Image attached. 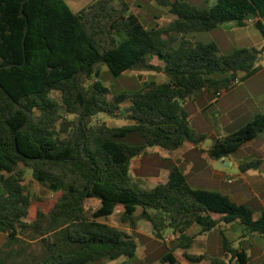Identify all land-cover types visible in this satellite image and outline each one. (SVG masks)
<instances>
[{"label": "trees", "instance_id": "1", "mask_svg": "<svg viewBox=\"0 0 264 264\" xmlns=\"http://www.w3.org/2000/svg\"><path fill=\"white\" fill-rule=\"evenodd\" d=\"M172 20L145 26L129 0H93L74 12L65 0H0V264H86L137 254L138 244L123 229L104 222L115 213L132 229L150 222L157 238L170 229L176 245L163 264H181L183 249L193 264H246L247 255L223 233L224 256L189 254L202 232L219 222H239L247 233L264 238L260 218L219 192L195 189L184 172L170 170L155 187L139 184L132 162L147 149L173 151L205 136L191 126L184 102L203 90H228L236 77L262 69L264 46L223 54L215 43L195 34L225 23L252 24L264 39V0H217L197 7L185 0H157ZM155 59L159 62L156 63ZM107 67L114 76L129 71L163 73L168 81H150L134 92L112 95L99 77ZM59 91V104L51 93ZM129 101L128 106L123 103ZM98 115L129 121L109 126ZM264 131L257 115L237 131L213 139L209 154L221 158ZM259 162L241 166L256 168ZM28 173L40 186L59 194L54 206L37 210ZM100 206L88 210L86 200ZM218 215L215 219L213 215ZM29 239H40L43 254L28 252Z\"/></svg>", "mask_w": 264, "mask_h": 264}, {"label": "crops", "instance_id": "2", "mask_svg": "<svg viewBox=\"0 0 264 264\" xmlns=\"http://www.w3.org/2000/svg\"><path fill=\"white\" fill-rule=\"evenodd\" d=\"M66 2L72 11L79 12L85 6L91 4L93 0H66ZM167 8L169 10V7ZM233 25L235 29L246 27L239 26L236 23ZM250 25L254 27L252 23L247 26ZM252 36L257 40L258 49H261L264 46L262 35V38L255 33H252ZM248 37H250V33L242 34L240 39L246 40ZM236 79L240 80L238 84H234ZM235 80L228 90L207 89L185 100L183 105L192 128L199 135L205 136V139L200 144L185 143L173 151H166L160 147L147 149L145 153L159 154L162 164L158 163L153 173L140 178V183L146 184V186L142 184L144 187L152 188L164 183L168 179L170 170L178 167L184 172L193 188L227 195L236 204L251 208L255 218L262 216L264 213V131L224 157L213 158L209 154L213 139L223 138L251 122L257 115H264V68L250 77L240 74ZM166 81H168V78L164 82ZM139 159L142 163L145 160L144 155L139 156ZM252 162H259V165L256 168L241 170V166ZM213 217L215 219L219 218L215 214ZM108 219L103 221L108 223ZM236 223L239 222H219L217 227L209 232H202V228L198 224L192 225L188 232L189 235L195 237L192 246L197 243L204 244L202 251L194 253V255L215 257L209 254V241L208 236L205 234L220 228L223 229L222 235L224 231L229 232L230 237L228 240L233 247L246 253L248 258L246 264H264V241L260 240L264 238L256 233L249 234L246 230L241 232ZM146 229L153 231L150 222H148ZM125 231L133 236L129 229ZM170 231V229L166 230L165 234L169 235ZM235 242H238V245H233ZM259 245L262 249L258 247ZM178 249L184 257V250ZM189 249H187V252ZM175 257L177 258L176 255ZM220 258L226 261L230 259L229 256H224V254ZM119 259L111 262H117ZM178 261L181 264H193L188 260L186 262ZM199 264L210 263L205 260ZM232 264L240 263L233 260Z\"/></svg>", "mask_w": 264, "mask_h": 264}, {"label": "rangeland", "instance_id": "3", "mask_svg": "<svg viewBox=\"0 0 264 264\" xmlns=\"http://www.w3.org/2000/svg\"><path fill=\"white\" fill-rule=\"evenodd\" d=\"M66 1V0H65ZM197 7H211L217 3V0H185ZM131 11L138 16V18L143 22L145 26L154 27L156 25H164L169 23L172 20V14L169 12L167 7L160 5L157 0H130ZM233 22L225 23L211 31L201 32L195 34V38L198 41L204 43H215L223 54H230L236 49L240 48H259L257 40L253 38L252 33H255L257 36L261 37V34L258 29L253 26H246L244 28L235 29ZM240 30V31H237ZM250 33V37L246 40H241L240 36L242 34ZM264 57V56H263ZM155 62L159 61L155 59ZM262 69L264 68V59L261 62ZM99 80L108 86L111 90V94H117L124 91L134 92L147 85L150 81H156L157 83H162L167 80V76L163 73H156L154 71H129L120 76H114L107 67L103 68V71L99 77ZM52 98H54L59 104L62 103L61 93L59 91H53L51 93ZM129 101L123 103V106H128ZM95 121L100 123L108 124L109 126H122L128 124L129 121L123 116L119 117H109L98 115L95 118ZM145 160L140 162L139 157H136L131 166V173L134 179L140 183V178L146 177L153 173L156 169L157 164H162L161 156L157 153H143ZM27 182H29V188L31 196L34 199L30 210L29 220H32L36 217L37 210L41 209L45 212H48L55 204L59 194L51 193L46 188L40 186L36 181L31 177V173H28ZM142 180V179H141ZM143 181H145L143 179ZM152 183V182H148ZM146 186L145 183H142ZM141 184V185H142ZM142 185V186H143ZM85 206L88 210H94L100 206V201L98 199H89L86 200ZM106 221V220H104ZM107 222L111 225L121 227L124 231L128 229L131 231L133 237L135 238L138 244V251L134 257L131 258H121L117 262L103 261L98 262H89L86 264H163L162 259L171 252L175 247L173 241L172 231L169 235L165 234L164 239L157 238L153 231L146 229L148 222L145 220H138V226L136 229H132L131 226L127 223H122L120 220V215L115 213L111 216ZM239 226V230L245 231L241 223H236ZM223 229H216L213 232L206 233L209 241V254L215 257H220L224 254L222 250V235ZM224 235L229 238V232L224 231ZM168 238V241L166 240ZM254 240V239H252ZM263 240L264 239H260ZM6 236L0 233V247L5 243ZM30 247L28 252L33 254H43L45 248L40 239L31 240L29 239ZM219 245V248H218ZM233 245H238V242H235ZM204 247V244L197 243L192 246L188 253H200ZM259 248L262 247L259 245ZM179 249H175L174 253L177 256L178 260L186 262L187 260L180 254ZM111 262V263H110ZM256 264V263H252Z\"/></svg>", "mask_w": 264, "mask_h": 264}, {"label": "built area", "instance_id": "4", "mask_svg": "<svg viewBox=\"0 0 264 264\" xmlns=\"http://www.w3.org/2000/svg\"><path fill=\"white\" fill-rule=\"evenodd\" d=\"M251 22H252V20H249V23H251ZM239 82H240V80L239 79H236L235 82H234V84H238ZM166 240L168 241V238Z\"/></svg>", "mask_w": 264, "mask_h": 264}]
</instances>
